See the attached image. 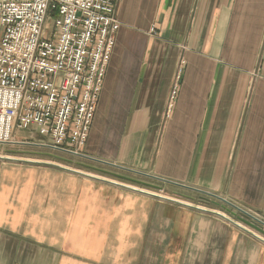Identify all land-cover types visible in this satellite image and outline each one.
Listing matches in <instances>:
<instances>
[{"label": "crops", "instance_id": "0c3cea01", "mask_svg": "<svg viewBox=\"0 0 264 264\" xmlns=\"http://www.w3.org/2000/svg\"><path fill=\"white\" fill-rule=\"evenodd\" d=\"M116 18L81 155L158 194L9 150L0 264H264V239L220 214L264 220V0H119Z\"/></svg>", "mask_w": 264, "mask_h": 264}, {"label": "built area", "instance_id": "2783aa9c", "mask_svg": "<svg viewBox=\"0 0 264 264\" xmlns=\"http://www.w3.org/2000/svg\"><path fill=\"white\" fill-rule=\"evenodd\" d=\"M118 2L0 0V145L15 129L33 130L49 140L42 148L82 156L120 26ZM235 212L243 222L220 214L264 239L260 216Z\"/></svg>", "mask_w": 264, "mask_h": 264}, {"label": "rangeland", "instance_id": "374dc122", "mask_svg": "<svg viewBox=\"0 0 264 264\" xmlns=\"http://www.w3.org/2000/svg\"><path fill=\"white\" fill-rule=\"evenodd\" d=\"M3 146H0V154L2 155H10V156H16V154L14 153H7L9 150H15V151H20V153H18L17 155H19L20 158H27V159H40L43 161H48L57 165H60L64 168L70 169V170H74V171H78L84 174H88V175H92V176H97V177H102V178H109L112 179V182L118 183V184H123L127 187H131V188H136V189H143L144 191H148L150 193H156L158 194V191L153 189V188H147V187H142V186H138L137 184H133L132 180H138V181H143V182H148L149 185L152 183L148 180H145L143 178H139L137 176L128 174V173H124L119 172L120 175H122L123 177H126V181L124 179L123 180H119V178H116L114 176H105L104 174L100 173V171H107V172H116L114 170H112V168H109L108 166H103L102 164H96L95 162H91L89 160H86L85 158L79 157V156H73L70 154H64V153H57V152H52L48 149L42 148V147H32V146H28V145H23L21 148L19 147H11L8 146L5 148L6 151H2ZM28 152H35L37 154H29ZM49 155H53V156H49ZM18 157V156H16ZM131 179V180H129ZM154 184V183H153Z\"/></svg>", "mask_w": 264, "mask_h": 264}, {"label": "water", "instance_id": "95a60500", "mask_svg": "<svg viewBox=\"0 0 264 264\" xmlns=\"http://www.w3.org/2000/svg\"><path fill=\"white\" fill-rule=\"evenodd\" d=\"M79 157L84 158L83 156H79ZM91 160H92V159H91ZM92 161H94V162H96V163H99V164H103V165L109 166V167H113V168H117V169H122V170H124V171L131 172V173H134V174L139 175V176H143V177H146V178H150V177H148V176H146V175H144V174H140V173H137V172H133V171H131V170H126V169L120 168V167H118V166H114V165L107 164V163H104V162H100V161H97V160H92ZM69 171H73L74 173H79V174H81V172H78V171H74V170H69ZM158 180H159V181H162V182H164V183L173 184V183L168 182V181H164V180H160V179H158ZM180 187H182V186H180ZM196 192H199V191H196ZM200 193H202V192H200ZM146 194L151 195V194L148 193V192H146ZM203 194H204V193H203ZM212 197L216 198V199L219 200V201H222L220 198H217V197H215V196H212ZM165 200L171 201L170 199H166V198H165Z\"/></svg>", "mask_w": 264, "mask_h": 264}]
</instances>
